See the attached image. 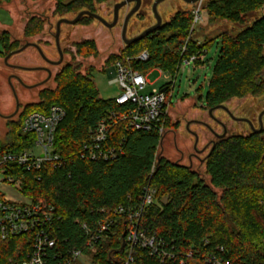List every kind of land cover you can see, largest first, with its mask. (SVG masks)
I'll list each match as a JSON object with an SVG mask.
<instances>
[{
	"label": "trees",
	"instance_id": "trees-1",
	"mask_svg": "<svg viewBox=\"0 0 264 264\" xmlns=\"http://www.w3.org/2000/svg\"><path fill=\"white\" fill-rule=\"evenodd\" d=\"M8 0H0L3 3ZM114 0H57L56 11L82 7L96 11V3ZM264 6V0H209L205 10L210 20L228 19L243 23L246 14ZM73 10V9H72ZM93 18L91 16H84ZM83 19V18H82ZM81 19V20H82ZM80 20V21H81ZM194 13L177 12L169 21L131 44L114 57L146 73L161 68L176 75L183 60L199 49L218 44V58L205 97L207 107L224 104L235 97L264 94V14L236 35L223 32L207 43L193 38ZM44 20L33 16L26 36L40 32ZM187 44L189 52L182 53ZM0 46L7 55L19 47L8 31L0 33ZM83 56L97 54L94 41L77 45ZM149 58L137 57L144 51ZM197 65H203L198 60ZM173 76V77H174ZM56 87L39 93V101L26 105L17 119L7 121L6 138L0 140V152L31 147L33 134L22 132L24 117L33 111L46 112L53 104L61 105L66 115L59 123L54 151L62 163L46 162L39 170L11 169L21 191L34 202L56 209L61 230L57 233L67 246H86L87 223L94 228L99 220L112 219L108 238L96 244L97 264H171L148 248L128 244V213L138 208L146 188L155 190V200L141 216L140 225L148 236H155L178 255L193 251L189 264H211L206 260L217 246L229 264H264V141L255 138L221 140L206 162L210 183L190 167L158 158L162 136L157 131H140L119 120L110 130L108 146H122V152L108 158H83L97 124L111 112H121L116 98H102L94 80V68L85 74L72 63L56 77ZM168 118L166 126L170 124ZM155 165V170L153 166ZM221 190L219 195L215 189ZM122 207L124 212H119ZM30 233L0 240V264L22 261L32 250ZM53 253V252H52ZM218 253V252H217ZM132 257V260H130ZM53 259V257H51Z\"/></svg>",
	"mask_w": 264,
	"mask_h": 264
},
{
	"label": "rangeland",
	"instance_id": "rangeland-1",
	"mask_svg": "<svg viewBox=\"0 0 264 264\" xmlns=\"http://www.w3.org/2000/svg\"><path fill=\"white\" fill-rule=\"evenodd\" d=\"M144 1H146V4H144L139 12L133 15L129 20L126 32L128 38L134 37L156 23L152 11V5L155 0ZM208 1L209 0H201L200 3L190 4L184 0H165L158 6V12L162 17L163 23H166L177 12L186 10H192L193 12L200 6L201 19L195 25L193 38L201 43H207L223 32H228L234 36L248 24L253 22L254 19L264 14L263 6L255 12L246 14L243 23H236L228 19H218L212 22L208 15V11L204 9ZM115 4L116 3L113 1L96 3L95 9L98 14L109 22H112L114 18ZM133 6L134 5L122 8L119 15V21L112 28H108L95 18L88 17H83L81 21L74 25L63 24L62 26L63 32L65 33V39L63 40V48L65 50L63 66L72 63L74 67L78 68V72L82 74H85L89 68H94L95 83L99 90L100 97L105 99L116 98L121 94V88L118 84H110V80L114 75H111L108 69L111 68L114 57L123 52L127 47L122 39V29L125 16ZM56 7L57 0H8L0 3V33L8 31L11 38H20V47L25 43L26 39L38 43H44L46 39H48L49 44L54 45L55 40L53 36H49L47 33L49 26H47L46 23L43 24V28L40 32L27 37H24V30L29 20L34 15H50L51 21L53 22V31H55L57 20L62 17L74 19L81 11H83L82 7L77 6L75 7L77 9L74 10L73 6V10L67 9L66 11L58 12L56 11ZM87 40L95 42L97 54L83 56L78 53L77 45ZM32 51L33 49H29L25 54L17 55L14 59L23 60L27 54H30ZM49 53L53 55L55 50L52 51L51 49L49 50ZM5 56L6 55H4V51L0 46V101L3 104L1 109L3 110V113L7 115L9 112L12 113L11 110L14 93H12V90L7 84V73L9 72V69H7L4 64ZM217 58L218 44L213 43L207 50V54L203 59V65H197L194 62L190 65L182 63L176 73V78L169 70H163L161 68L150 70L147 76L149 84L146 88V92H151L154 89H161L175 79V85L172 89V97L170 99L172 103L171 122L160 143L158 158L162 157L172 162L190 165L189 167L195 172H198V174L208 183L211 181L210 176L206 172V165L201 163V158H194L192 163L189 161L188 154L193 151L195 138L187 130V121L189 122L193 118L207 117L208 107H204L205 97L209 89L210 79L212 78ZM60 68L61 67L54 68V72L59 71ZM56 85V82L51 81V83L48 84V87L55 88ZM38 92L39 90L26 91L20 95L22 101L21 108L13 117L3 118L0 116L1 141L5 140L6 133L9 129L7 121L10 119H17L26 105L38 102ZM256 96L257 95H247L245 96V100H247L248 104H252L253 101L259 99L264 100V95H260L259 97ZM235 102V99H230L224 104L229 110H233ZM260 103L261 105L263 104V102ZM219 113L221 112L219 111ZM222 114L225 117L224 113ZM212 125L217 131H222L221 127H217L215 123H212ZM190 129L199 132L201 135L205 132V129L197 124H193ZM204 144L202 138L198 146L202 148ZM18 185L19 184H17L16 187H19ZM215 191L218 192L219 195L221 194L220 189L216 188ZM12 192L16 195L18 191L12 190ZM94 252V250L89 252L90 257H93Z\"/></svg>",
	"mask_w": 264,
	"mask_h": 264
},
{
	"label": "built area",
	"instance_id": "built-area-1",
	"mask_svg": "<svg viewBox=\"0 0 264 264\" xmlns=\"http://www.w3.org/2000/svg\"><path fill=\"white\" fill-rule=\"evenodd\" d=\"M121 1L123 0L113 2ZM193 13L192 29L201 19V7H197ZM188 52L189 47L185 44L182 53ZM206 54V49H199L186 57L182 63L188 65L192 62L196 63L198 60H203ZM137 58L146 61L149 52L144 50ZM132 59L128 57L127 62L118 60L111 66L114 77L111 78L110 84H118L121 88V94L116 97V102L126 108L121 112L113 111L99 121L91 139L84 144L83 158L107 160L122 152L121 145L114 147L106 144L111 128L119 120H126L129 127L134 130L157 131L162 137L167 131L166 123L172 114L170 99L175 79L161 89L146 92L149 71L143 73L135 69L131 65ZM65 115V109L58 104H53L46 112L28 113L22 122V132L35 136L33 145L19 151L0 152V240L4 241L28 233L33 237L32 250L27 258L22 261H12L10 264H97L94 255L90 257L89 252L96 251V244L109 236V230L113 225L112 219H101L94 228L83 223L82 228L88 236L85 248L67 246L66 241L62 242L57 234L61 230V225L55 207L34 202L21 191L20 187H16L18 182L16 175L11 173L12 168L20 166L26 170L39 171L48 161L62 163L61 157L54 151V144L57 127ZM12 190L19 193L15 195ZM154 194L155 190L146 188L140 206L128 213V244L131 249L137 245L148 248L151 254H158L162 260H171V264H189L188 260L193 256L192 250L178 255L173 248L167 249L165 241L155 236H148L141 228V216L145 208L154 202ZM119 212H124V209L120 207ZM220 252H224L223 246H217L215 252L207 255L206 260L211 264H229Z\"/></svg>",
	"mask_w": 264,
	"mask_h": 264
},
{
	"label": "flooded vegetation",
	"instance_id": "flooded-vegetation-1",
	"mask_svg": "<svg viewBox=\"0 0 264 264\" xmlns=\"http://www.w3.org/2000/svg\"><path fill=\"white\" fill-rule=\"evenodd\" d=\"M144 4H146V1L143 0L141 7H143ZM38 17L44 20V23L48 24L49 30L47 31V33L49 34V36H53L55 40L54 45L49 44L48 39H46L44 43H38L36 41L27 40L25 38V43H23L21 47L19 46L16 49H12L5 56L4 64L6 68L9 69V72L7 73V84L12 90V93H14V98L12 100V113L9 112V114L7 115L3 113V110L1 109L3 104L0 101V116L3 118L13 117L19 112L22 103L20 95H22L26 91L34 90H39V95L41 91L49 88L48 84H50L51 81L56 82L57 75L64 68L63 64L65 50L63 48V40L65 39V33L63 32L62 26L63 24L67 23L61 24L59 34L57 30V24L60 20L69 18L62 17L57 20L55 31H53V22L51 21L50 15H43ZM253 23L254 22H251L250 25ZM57 35H59L58 39ZM24 37H27L25 34V30ZM16 40L20 41V38H11L12 42ZM24 46L25 49L15 53L18 49H21ZM29 49H33V51L30 54H27L25 59H14L15 56L25 54ZM51 49L52 51L55 50V53L53 55L49 53V50ZM59 67H61L60 70L54 72V68ZM233 99H235L236 101L234 103L235 106L233 110H229L225 104L224 105L227 109L216 108V106L208 107L207 117H198L191 119L189 122L187 121V130L195 138L193 151L188 154L190 163H192L194 158H201V163L206 165L207 159L213 153L218 143L229 136L237 139L259 137L264 141V100L259 99L253 101L252 104H248L247 100H245V97H235ZM260 102H263V104L261 105ZM205 106L206 104L204 103V107ZM219 111L221 113H219ZM222 113H224L225 117ZM212 123H215L217 127H221L222 131H217ZM193 124H197L200 127H203L205 129V132H203L201 135L199 132L191 130L190 127ZM202 138L205 144L202 148H200L198 144ZM186 166L189 167L190 165Z\"/></svg>",
	"mask_w": 264,
	"mask_h": 264
},
{
	"label": "water",
	"instance_id": "water-1",
	"mask_svg": "<svg viewBox=\"0 0 264 264\" xmlns=\"http://www.w3.org/2000/svg\"><path fill=\"white\" fill-rule=\"evenodd\" d=\"M142 1L143 0H123L121 2H118L115 4L114 6V18L112 22H109L108 20H106L104 17H102L100 14L95 13V12H91L89 10H83L81 11L74 19H62L58 22L57 24V30H58V34L60 33V27L62 23H67V24H76L78 23L84 16H91L95 19H97L98 21H100L102 24H104L105 26H107L108 28H112L114 27L118 21H119V15H120V10L126 6H130L131 4H133V8L128 12V14L125 16V20H124V24H123V29H122V39L124 40V42L126 43V45H131L145 37H147L148 35H150V33L158 30L162 25H163V20L161 15L158 12V6L164 2L165 0H155L153 5H152V11H153V15L156 19V23L152 26H150L149 28L145 29L143 32L135 35L134 37L128 38L126 36V32H127V27H128V23L129 20L132 18L133 15H135L137 12H139L141 5H142ZM187 3L190 4H196L198 2H200L201 0H184ZM59 35H57V39ZM23 49H25V46L21 49H18L15 53L22 51ZM10 57V56H8ZM216 108H226V106L224 104H220L218 106H216ZM215 109V108H214ZM213 110V108H212Z\"/></svg>",
	"mask_w": 264,
	"mask_h": 264
},
{
	"label": "crops",
	"instance_id": "crops-1",
	"mask_svg": "<svg viewBox=\"0 0 264 264\" xmlns=\"http://www.w3.org/2000/svg\"><path fill=\"white\" fill-rule=\"evenodd\" d=\"M48 26V24H46ZM108 71L110 72L111 75H113V69L109 68Z\"/></svg>",
	"mask_w": 264,
	"mask_h": 264
}]
</instances>
